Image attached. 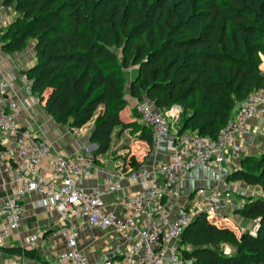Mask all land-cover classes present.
I'll return each mask as SVG.
<instances>
[{
  "label": "trees",
  "instance_id": "obj_1",
  "mask_svg": "<svg viewBox=\"0 0 264 264\" xmlns=\"http://www.w3.org/2000/svg\"><path fill=\"white\" fill-rule=\"evenodd\" d=\"M17 17L0 31L2 49L16 53L33 43L36 62L25 71L32 93L62 125L82 128L95 117L89 136L95 157L113 146V135L132 129L153 148V128L122 112L132 99L165 112L182 111L180 132L216 138L239 104L264 87V0H4ZM128 167L145 162L135 155ZM127 167V168H128ZM257 186L234 211L259 220L256 235L238 234L206 213L181 236L189 264H264V153L248 155L228 175ZM226 246L231 248L226 253ZM2 249V248H1ZM32 256L27 249L6 247ZM2 264V263H0Z\"/></svg>",
  "mask_w": 264,
  "mask_h": 264
},
{
  "label": "built area",
  "instance_id": "obj_2",
  "mask_svg": "<svg viewBox=\"0 0 264 264\" xmlns=\"http://www.w3.org/2000/svg\"><path fill=\"white\" fill-rule=\"evenodd\" d=\"M9 24L0 9V31ZM2 44L0 38V50ZM25 80L26 90L32 91L33 80L28 77ZM10 88L11 83L0 70V160L8 161L6 169L13 172L16 185L12 196L0 204V237L22 228L25 200L30 195L40 196L36 206L60 213L65 228L58 232L67 242L66 248L47 264H89L79 248L83 230L79 219L94 227L111 229L123 240L118 258L106 260L104 264H189L181 253V236L185 229L202 213L219 222L244 205V200L234 198V188L204 186L192 192L197 193L200 200L193 203L194 194L189 196L176 215L164 201L172 188L194 169L210 170L216 178L231 154L243 158V142L254 130L251 119L264 117V87L239 104L230 124L214 139L188 130L180 132L173 125L181 113L179 106L162 112L150 101H137L134 107L142 123L153 128L155 141L164 140L173 130L169 140L170 158L134 169L121 167L114 175L106 177L101 186L90 190H84L80 184L98 169L97 158L85 152L52 156V145L38 139L31 129L17 124V116L26 109V103L10 96ZM1 97L6 99L8 108L2 106ZM6 136L14 137L9 146L5 145ZM52 170L53 179L44 181L43 177ZM126 179L135 184L133 191H126L123 184ZM110 194L116 197L115 202L122 211L109 208L106 196ZM258 227L259 220L254 219L248 232L256 235ZM38 239L39 235H32L28 243L35 246Z\"/></svg>",
  "mask_w": 264,
  "mask_h": 264
},
{
  "label": "crops",
  "instance_id": "obj_3",
  "mask_svg": "<svg viewBox=\"0 0 264 264\" xmlns=\"http://www.w3.org/2000/svg\"><path fill=\"white\" fill-rule=\"evenodd\" d=\"M0 9L3 10L8 21L11 23L17 17V11L14 7H8L4 5V0H0ZM36 62V49L33 43L30 44L27 49L22 51H16V53L7 52L4 49L0 50V70L4 77L11 83L9 95L14 98H20L25 101L26 109L18 114L17 124L23 128L31 129L38 139L47 141L52 145V156L58 153L64 155L74 154L77 152L93 154L90 134L93 130L95 118L84 124L82 128H69L68 126L59 124L52 115H50L45 109V101H42L40 96L32 91H28L25 88V82L27 75L25 71L33 67ZM1 97V104L5 108H8L6 99ZM137 100L132 99L130 109L134 107ZM127 108L124 111H128ZM123 111V112H124ZM122 112V113H123ZM126 122L135 121L136 118L127 114L123 116ZM141 121V120H140ZM142 122V121H141ZM173 122V120H172ZM253 126V133L248 135L243 142V149L241 155L246 157L248 155H258L264 153V117H255L251 119ZM119 128L118 130H120ZM132 131V129H126ZM171 130L170 134H166L164 140L155 141L156 144L151 148L147 142L139 139L140 131H136L138 135V145L143 147L142 150L137 151L136 158L140 161H144L143 165H150L158 161L168 160L170 149L169 143L172 138ZM14 141V137L6 136L5 145H10ZM111 149L107 152L109 153ZM135 151L132 152L133 155ZM106 154V153H105ZM97 156L98 169L91 174L80 186L84 190H90L94 187L101 186L106 177L114 175L118 169L123 167L127 169L128 161L125 159H117V161L104 159V155ZM94 155V154H93ZM230 156V155H229ZM242 158H237L231 154L230 160L222 166L220 174L216 178L213 177V172L210 170H204L202 168L194 169L190 172V175L176 184L172 188L171 194L164 201V205L169 207L173 215L180 212L189 196L193 191L197 190L201 186L208 189L229 188L235 190L243 198L239 201L245 200L244 196L255 193V187L246 184L240 180L228 181L229 171L239 167ZM13 163V161H11ZM9 162V163H11ZM49 164V161H48ZM8 161L6 159L0 160V204L8 196L16 191V185L13 182V172L6 169ZM142 165V166H143ZM54 171H50L45 175L44 181L48 182L53 179ZM126 191H133L136 186L130 180L123 181ZM40 196L30 195L25 200L24 215L21 223V229L11 230L6 237H0V263L2 264H47L48 261L54 260L56 255L66 248L67 242L65 236L58 232L65 228V223L61 219L58 210L49 211L44 207L36 206L37 200ZM114 195H107L106 200L110 204L109 208L113 210L122 211L117 206ZM227 218H223L219 221L221 226H228L235 230L238 234L249 231L253 227V220H246L235 213L228 214ZM79 224L83 226V230L79 238V248L81 249L84 257L89 264H104L106 260L117 259L120 251L122 250L123 240L116 235L113 230L94 227L84 223L83 220H78ZM39 235V239L35 246H31L28 243V239L32 235ZM6 247H15L27 249L31 252L32 256H17L4 251ZM227 250H231L229 246H226ZM2 248V249H1Z\"/></svg>",
  "mask_w": 264,
  "mask_h": 264
},
{
  "label": "rangeland",
  "instance_id": "obj_4",
  "mask_svg": "<svg viewBox=\"0 0 264 264\" xmlns=\"http://www.w3.org/2000/svg\"><path fill=\"white\" fill-rule=\"evenodd\" d=\"M260 57L262 59L261 60V68L264 70V53L261 52ZM127 110L128 111H124L122 113L123 116H125L127 114H131L133 116L135 115L133 110L130 109V106H128ZM181 111H182V108H181ZM98 113H99V111L97 112L95 117L98 115ZM177 120H178V118L173 123V125H175V127H177V125H176ZM169 121H172V119L170 118ZM119 128L120 127H117L116 131L114 132L113 146L111 148V151L104 155V159H106V160H109V159H112L115 161H117V159L127 160L129 157H131L133 155L136 156L137 151H140L143 149V147L138 145V135L136 134L135 131H129V130L120 131V130H118ZM133 151H135V153L133 155H131ZM254 187H255V190L253 192H255L256 195H258V196L263 195L262 190L259 187H257V186H254ZM216 188H219V187H216ZM216 188H213V189H216ZM193 194L194 193H192L190 195V197H192ZM234 198H236L238 200V199H241L243 197L240 196L238 193L234 192ZM191 199H192L193 203H197L200 200L197 193H195ZM187 202H188V200L186 201V203ZM226 249H227V247H226Z\"/></svg>",
  "mask_w": 264,
  "mask_h": 264
},
{
  "label": "water",
  "instance_id": "obj_5",
  "mask_svg": "<svg viewBox=\"0 0 264 264\" xmlns=\"http://www.w3.org/2000/svg\"><path fill=\"white\" fill-rule=\"evenodd\" d=\"M91 146H92V149H96L97 148V144L96 143H91Z\"/></svg>",
  "mask_w": 264,
  "mask_h": 264
}]
</instances>
